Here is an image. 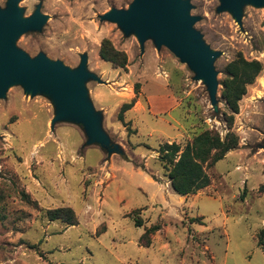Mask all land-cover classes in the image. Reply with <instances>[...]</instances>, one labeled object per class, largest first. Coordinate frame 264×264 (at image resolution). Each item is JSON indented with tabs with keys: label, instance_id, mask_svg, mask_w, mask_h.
<instances>
[{
	"label": "rangeland",
	"instance_id": "1",
	"mask_svg": "<svg viewBox=\"0 0 264 264\" xmlns=\"http://www.w3.org/2000/svg\"><path fill=\"white\" fill-rule=\"evenodd\" d=\"M182 1L194 43L214 56V104L206 83L166 47L152 39L141 47L133 31L101 19L133 0H18L21 19L38 10L46 21L13 48L70 72L85 59L94 77L83 83L86 99L117 147L88 144L77 120L52 123L57 102L47 89L9 85L0 95V264H264V4L239 0L236 18L221 0ZM103 40L125 54V69L100 60ZM237 54L262 65L234 115L238 146L206 170L208 187L179 197L157 149L183 147L203 130L225 135L222 69ZM135 96L120 122L121 106ZM60 208L74 212L76 226L48 219ZM154 225L160 230L141 247Z\"/></svg>",
	"mask_w": 264,
	"mask_h": 264
},
{
	"label": "water",
	"instance_id": "2",
	"mask_svg": "<svg viewBox=\"0 0 264 264\" xmlns=\"http://www.w3.org/2000/svg\"><path fill=\"white\" fill-rule=\"evenodd\" d=\"M264 4V0H250ZM222 7L239 16V0H221ZM18 0H7L5 10H0V95L14 83H21L25 90L35 92L47 89L54 94L57 113L52 123L63 119L81 122L89 136L88 144L103 142L109 152L116 151L106 135H102L99 117L94 114L87 101L83 83L91 76L86 73L85 59L77 71L70 72L58 62H49L39 56L30 59L15 50L12 41L22 33L38 31L46 18L38 10L27 19H21L17 8ZM188 3L182 0H133L128 10H115L104 14L101 19L118 24L125 33L133 31L141 47L152 39L156 48L166 47L208 86L212 103H216V74L212 68L213 55L194 43L197 34L192 29L193 19L187 16ZM94 78V77H93ZM214 110L217 108L214 106Z\"/></svg>",
	"mask_w": 264,
	"mask_h": 264
},
{
	"label": "trees",
	"instance_id": "3",
	"mask_svg": "<svg viewBox=\"0 0 264 264\" xmlns=\"http://www.w3.org/2000/svg\"><path fill=\"white\" fill-rule=\"evenodd\" d=\"M98 56L100 60L110 63L115 68L125 69L127 58L124 53L113 48L108 40L100 44ZM262 65L256 60L248 61L241 54L228 62L222 69L224 79L220 83V98L224 101L229 114H224L226 133L221 138L213 130L200 131L195 137L181 147L176 143H164L157 149V161L166 172L171 190L179 197H188L210 185L208 168L222 160L228 152L238 146L239 140L232 132L234 115L239 113L238 103L246 95L247 87L252 85L260 72ZM136 102V96L121 106L118 120L123 123L122 115L131 110ZM127 125V124H125ZM46 215L50 221H61L68 226H76L77 219L69 208L48 210ZM135 227H141L139 219L133 220ZM160 230L157 225L144 230L139 238L141 247H149L151 238ZM262 247V241L257 242Z\"/></svg>",
	"mask_w": 264,
	"mask_h": 264
},
{
	"label": "crops",
	"instance_id": "4",
	"mask_svg": "<svg viewBox=\"0 0 264 264\" xmlns=\"http://www.w3.org/2000/svg\"><path fill=\"white\" fill-rule=\"evenodd\" d=\"M168 183H169V181H168Z\"/></svg>",
	"mask_w": 264,
	"mask_h": 264
}]
</instances>
